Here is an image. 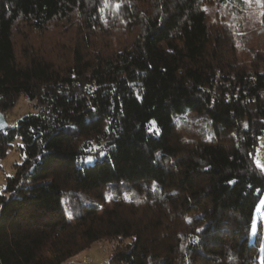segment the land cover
<instances>
[{
	"label": "trees",
	"instance_id": "1",
	"mask_svg": "<svg viewBox=\"0 0 264 264\" xmlns=\"http://www.w3.org/2000/svg\"><path fill=\"white\" fill-rule=\"evenodd\" d=\"M230 2L0 0V112L38 106L0 132V157L16 138L23 154L0 264H68L98 240L105 264H260L264 51L242 57L209 17Z\"/></svg>",
	"mask_w": 264,
	"mask_h": 264
},
{
	"label": "rangeland",
	"instance_id": "2",
	"mask_svg": "<svg viewBox=\"0 0 264 264\" xmlns=\"http://www.w3.org/2000/svg\"><path fill=\"white\" fill-rule=\"evenodd\" d=\"M205 7L209 17L223 20L238 34L243 33L239 42V51L242 53V57L248 58L254 53V50L263 53L264 29L261 21L263 19L264 0H260L259 3L256 0H237V2H230L226 6L211 3ZM31 110L34 111L33 107L25 101V97L21 96L15 106L5 112L4 119L8 125H12L20 115ZM20 146L21 140L16 138L7 147L5 156L0 157V193L4 190L7 177L14 174L15 164H19L23 159ZM254 161L264 172V132L258 137ZM67 215L70 216V212ZM257 216L264 220V193L257 205L254 218ZM110 249L111 244L108 241L98 240L67 262L68 264H105Z\"/></svg>",
	"mask_w": 264,
	"mask_h": 264
},
{
	"label": "water",
	"instance_id": "3",
	"mask_svg": "<svg viewBox=\"0 0 264 264\" xmlns=\"http://www.w3.org/2000/svg\"><path fill=\"white\" fill-rule=\"evenodd\" d=\"M8 124L6 123L4 119V115L0 112V132L5 130L7 128Z\"/></svg>",
	"mask_w": 264,
	"mask_h": 264
},
{
	"label": "snow or ice",
	"instance_id": "4",
	"mask_svg": "<svg viewBox=\"0 0 264 264\" xmlns=\"http://www.w3.org/2000/svg\"><path fill=\"white\" fill-rule=\"evenodd\" d=\"M257 3L260 2V0H256ZM101 155H103V153H101ZM93 158L92 157H88L84 162L85 163H92ZM230 183H234V181H230ZM260 264H264V257L261 258V262Z\"/></svg>",
	"mask_w": 264,
	"mask_h": 264
},
{
	"label": "built area",
	"instance_id": "5",
	"mask_svg": "<svg viewBox=\"0 0 264 264\" xmlns=\"http://www.w3.org/2000/svg\"><path fill=\"white\" fill-rule=\"evenodd\" d=\"M25 101L33 107L34 111L38 110V106L36 105L34 100L29 99L28 97H25Z\"/></svg>",
	"mask_w": 264,
	"mask_h": 264
}]
</instances>
